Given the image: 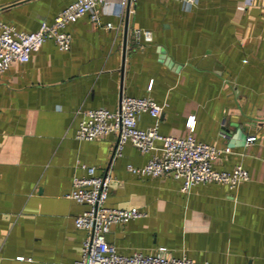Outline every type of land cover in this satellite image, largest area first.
Segmentation results:
<instances>
[{
    "label": "crops",
    "instance_id": "1",
    "mask_svg": "<svg viewBox=\"0 0 264 264\" xmlns=\"http://www.w3.org/2000/svg\"><path fill=\"white\" fill-rule=\"evenodd\" d=\"M71 1L0 0V22L33 31ZM125 10L126 0H106L97 24L83 14L66 25L68 49L46 40L0 72V264H76L85 232L73 216L86 205L65 194L83 166L108 171L106 206L144 212L109 226L118 253L163 247L195 264H264V0H131ZM122 95L162 106L160 134L185 136L193 116L194 139L223 150L211 167L240 165L248 178L183 191L169 172L126 169L159 155L158 140L112 156L114 133L74 137L82 111H114ZM136 124L152 118L141 112Z\"/></svg>",
    "mask_w": 264,
    "mask_h": 264
},
{
    "label": "built area",
    "instance_id": "2",
    "mask_svg": "<svg viewBox=\"0 0 264 264\" xmlns=\"http://www.w3.org/2000/svg\"><path fill=\"white\" fill-rule=\"evenodd\" d=\"M182 7L189 8L197 0H177ZM106 0H72L53 17L50 23L41 20L33 31H19L12 26L0 22V72L12 62H24L29 53L35 51L46 40H51L58 49L66 50L70 43V33L65 29L69 22L83 14H87L92 23L99 22L101 6ZM127 2V0H126ZM128 0L127 11L130 10ZM109 27V23H105ZM149 41L148 30H134ZM152 82L146 85L151 89ZM162 106L150 96L134 97L120 96L119 106L114 111L103 107L91 108L81 112L77 122L74 137L80 140H91L108 133L115 134L112 156H118L123 145L128 142L140 152H146L153 147L155 140L160 141L161 152L151 155L140 166L126 165L130 172L140 175L158 176L169 172L175 178L181 179V189L187 191L197 183L216 182L229 188H235L239 182L248 178L247 171L240 165L231 170H215L211 161L223 150L209 144L196 141L191 132L193 116L186 121L188 133L185 136L160 134L157 130L158 119ZM147 113L152 118V124L147 128H139L136 124L137 115ZM248 141L254 136H248ZM85 174L73 176L70 190L65 194L86 208L73 216L75 227L84 230L80 244V256L76 264H195L185 255L166 257L164 248L159 247L151 254L134 250L129 254H120L114 245L108 243L105 234L109 226L122 223L128 219L138 218L144 212L135 207L115 208L105 205L111 177L106 170L103 174H95L93 166H83Z\"/></svg>",
    "mask_w": 264,
    "mask_h": 264
},
{
    "label": "water",
    "instance_id": "3",
    "mask_svg": "<svg viewBox=\"0 0 264 264\" xmlns=\"http://www.w3.org/2000/svg\"><path fill=\"white\" fill-rule=\"evenodd\" d=\"M127 4H128V0H127V2H126V10H125V15L127 16L128 15V11H127ZM126 23V22H125ZM124 23V25H125V29H126V24Z\"/></svg>",
    "mask_w": 264,
    "mask_h": 264
}]
</instances>
